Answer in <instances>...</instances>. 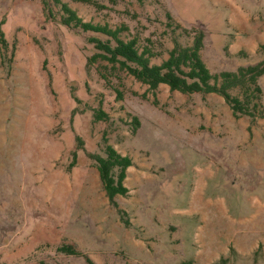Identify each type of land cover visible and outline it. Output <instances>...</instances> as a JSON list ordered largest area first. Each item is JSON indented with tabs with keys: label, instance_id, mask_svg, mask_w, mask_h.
I'll return each instance as SVG.
<instances>
[{
	"label": "rangeland",
	"instance_id": "1",
	"mask_svg": "<svg viewBox=\"0 0 264 264\" xmlns=\"http://www.w3.org/2000/svg\"><path fill=\"white\" fill-rule=\"evenodd\" d=\"M60 2L83 21L127 25L122 37L160 53L151 63L173 38L191 43L177 23L204 32L211 73L264 62V0ZM64 15L53 0H0V264H264V117L88 64L90 33ZM258 82L264 113V73ZM99 107L107 120H94ZM104 137L132 160L115 205L88 156Z\"/></svg>",
	"mask_w": 264,
	"mask_h": 264
},
{
	"label": "trees",
	"instance_id": "2",
	"mask_svg": "<svg viewBox=\"0 0 264 264\" xmlns=\"http://www.w3.org/2000/svg\"><path fill=\"white\" fill-rule=\"evenodd\" d=\"M61 4L65 15L62 23L90 33L88 42L97 50L88 58V64L101 58L112 64H118L136 80L148 85L150 89H156L159 84H166L171 91H179L184 94L192 93H217L223 97L230 107L234 117L249 116L251 121L256 117H264L261 105L262 90L258 79L264 73V62H259L247 67H239L236 71H220L211 73L201 58V50L204 47V32L195 28H184L176 24L185 35H192L191 43L183 44L179 39L173 38V46L168 51V57L161 63H151V59L160 53L154 51L149 45H140L138 37H122L121 32L128 30V26L112 28L107 24L83 21L74 10L60 0H53ZM84 4L90 0H70ZM167 26H172L171 15L167 12ZM172 29V28H171ZM174 32L175 30L172 29ZM149 41V40H148ZM264 47V44L262 45ZM104 77V76H103ZM105 78V77H104ZM119 94V93H118ZM108 114L102 108H96L93 113L95 121L107 120ZM138 124L137 118H133ZM78 148L82 147V140L76 138ZM103 154L89 153L88 156L95 161L102 189L111 204L115 203V197L126 196L128 188L124 184L126 171L132 165V160L127 155L120 154L111 144L103 138ZM76 161V152H72V167ZM125 224L128 221L125 220ZM57 251L68 255H79L71 244L58 246ZM233 252V249L230 248ZM90 264L93 261L87 258ZM228 258L220 257L215 264H226ZM40 264H46L40 262Z\"/></svg>",
	"mask_w": 264,
	"mask_h": 264
}]
</instances>
